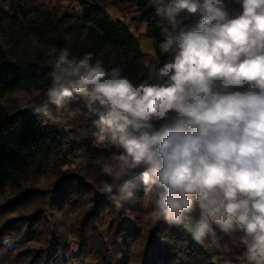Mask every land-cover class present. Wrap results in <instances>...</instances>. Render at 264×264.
I'll return each mask as SVG.
<instances>
[{
  "label": "trees",
  "instance_id": "obj_1",
  "mask_svg": "<svg viewBox=\"0 0 264 264\" xmlns=\"http://www.w3.org/2000/svg\"><path fill=\"white\" fill-rule=\"evenodd\" d=\"M75 1L78 12L40 0L0 7V103L16 94L43 95L27 109L0 105V264H52L68 237L58 231L57 215L69 221L77 247L74 259L89 255L97 264H128L127 243L141 240L137 223L142 203H152L154 214L157 190L143 185L139 172L119 181L115 177L123 151L119 134L114 140L110 131L101 132L93 123L98 119L94 110L107 112L109 106L91 88L72 90L71 97L56 103L46 94L52 86L48 60L52 49L58 56L67 47L69 58L91 52L93 63L119 67L139 83L147 78L148 56L125 24L112 20L109 9L124 13L136 29L146 25L139 37L152 41L159 61L167 55L159 47L166 22L155 15L151 0ZM109 184L114 189L110 194L105 191ZM242 236L235 224L225 230L211 223V231L197 241L181 224L158 219L133 264H218L209 260L201 243L226 246L228 259L222 261L233 264L246 257ZM30 240L43 247L29 246ZM115 253L120 258L113 262Z\"/></svg>",
  "mask_w": 264,
  "mask_h": 264
},
{
  "label": "clouds",
  "instance_id": "obj_2",
  "mask_svg": "<svg viewBox=\"0 0 264 264\" xmlns=\"http://www.w3.org/2000/svg\"><path fill=\"white\" fill-rule=\"evenodd\" d=\"M151 4L166 22L159 47L170 59L133 83L119 67L93 63L91 52L69 58L67 47L58 56L52 49L46 94L59 103L91 88L109 106L94 110L93 123L114 140L118 133L123 148L117 181L139 172L157 190L156 218L181 224L197 241L212 222L235 224L248 264H264V0Z\"/></svg>",
  "mask_w": 264,
  "mask_h": 264
},
{
  "label": "rangeland",
  "instance_id": "obj_3",
  "mask_svg": "<svg viewBox=\"0 0 264 264\" xmlns=\"http://www.w3.org/2000/svg\"><path fill=\"white\" fill-rule=\"evenodd\" d=\"M17 1L18 0H0V7H3L5 10H7L10 5H14ZM40 1H44V2L48 1L51 4L58 3L60 6L67 8L68 11H74V12L79 11L78 4L76 3L75 0H40ZM233 9H237V6L235 4H231L229 6L230 12L233 11ZM109 13L113 21L119 20L123 22L125 26L127 27V29L129 30V32L133 36L139 39L141 50L143 51L144 54H147L148 56V59H147L148 61L145 63V68L149 69V67L152 64H157V66H160V63H162L163 61H159L155 57L154 52H153L152 41L150 39H147L145 36L139 37V34L145 33L146 25L142 24L138 29H136L134 25L130 24L129 18L126 17L124 13L122 14L113 8L109 9ZM194 20H195V16L192 17L191 20L188 21V23L192 24ZM170 58H171V53L166 55V59H170ZM151 82H156L155 78H153V80H151L150 83ZM42 98H43V95L39 93L16 94V95H13L10 99H7L1 102L0 105L8 107L9 105L13 104L14 106L19 107L21 109H27V108H31L34 105H36ZM150 207H152V203H149L148 201H146L145 203H142V206H140V210H139L140 215L138 216L139 219H138L137 225H138V228L140 229L141 240L138 241V243H134L131 241L127 243V250L131 254L128 260L129 262L128 264H133L134 256L138 254L139 251H142L145 248L147 244L146 242L147 237L149 236L152 227L155 226V223L158 220L156 216L152 214L151 211L149 210ZM26 210L28 211L30 209L28 208ZM43 212L45 215H48L47 208H44ZM196 212H198V210ZM54 221H55L58 231H60L63 234H66L68 237L65 241V248L59 251L58 257L52 261V264H97L91 260L89 255H86L82 257L81 259H74L73 256L76 254L77 247L75 243L73 242L72 235L69 233V228H70L69 221H67L66 218L61 217L59 215H57ZM212 223L216 224L214 222ZM129 224H132L131 220ZM101 232L104 237L108 236V232L105 228H102ZM190 235L192 239L196 240L191 233ZM11 241L13 242V240H10L8 241V243L11 244ZM28 245L33 246V247H39V248L43 247V243L40 241L38 242L37 240L28 241ZM201 246L206 250L210 261L214 263H218V264H226V262L222 261V258L225 257L224 259L226 260L228 259L229 248H227L226 246L220 248L218 245L208 246L202 243H201ZM119 258H120V254L115 253L113 262L118 261ZM233 264H248V261L246 260V257L243 256L241 258L235 259Z\"/></svg>",
  "mask_w": 264,
  "mask_h": 264
}]
</instances>
